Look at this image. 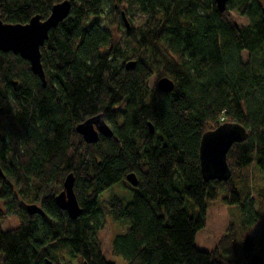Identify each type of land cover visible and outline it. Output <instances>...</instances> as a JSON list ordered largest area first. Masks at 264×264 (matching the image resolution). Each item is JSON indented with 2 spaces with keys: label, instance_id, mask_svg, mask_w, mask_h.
<instances>
[{
  "label": "trees",
  "instance_id": "trees-1",
  "mask_svg": "<svg viewBox=\"0 0 264 264\" xmlns=\"http://www.w3.org/2000/svg\"><path fill=\"white\" fill-rule=\"evenodd\" d=\"M63 1L0 0V19L27 24ZM69 1V17L41 48L46 87L28 61L0 51V264H62L60 243L81 264H116L99 231L101 196L118 183L133 192L131 202L115 195L108 205L126 228L112 241L125 264H264V248L251 237L244 238L246 258H232L239 248L231 229L214 250L196 247L208 202L239 206L245 229L264 223V189L252 198L244 174L253 164L264 170V60L251 61L264 54V2L241 0L238 11L250 23L239 27L229 14L234 0L225 12L215 0ZM137 8L143 25L128 18ZM106 18L121 34L101 25ZM154 76L171 78L175 89L150 88ZM101 113L114 135L87 144L76 127ZM225 122L242 124L249 137L227 155L231 178L206 182L201 139ZM70 173L83 209L76 220L56 202ZM132 173L137 187L127 180ZM29 204L45 216L28 214ZM10 214L21 223L4 231Z\"/></svg>",
  "mask_w": 264,
  "mask_h": 264
},
{
  "label": "water",
  "instance_id": "water-1",
  "mask_svg": "<svg viewBox=\"0 0 264 264\" xmlns=\"http://www.w3.org/2000/svg\"><path fill=\"white\" fill-rule=\"evenodd\" d=\"M215 2L221 12L227 10L229 0H215ZM71 9V1L66 0L54 5L47 18L36 15L27 24H10L0 19V51L20 55L28 61L32 72L41 79L44 87L47 85V80L41 48L48 40L51 30L69 17ZM261 11L264 16V5ZM122 16L126 28L131 30V24L124 11ZM136 65L135 61H130L126 64V68L133 70ZM157 88L163 93H171L175 89V83L171 78L163 77L158 80ZM149 126L151 133H154L153 125L150 123ZM76 131L87 144L97 143L100 136L111 138L114 135L103 113L80 123ZM248 137V130L238 122L222 123L216 129L203 134L199 155L202 175L206 182H225L231 178L232 169L228 164L227 155L235 144L247 141ZM0 176L4 177L1 164ZM127 180L132 187L138 186V178L134 173L129 174ZM74 185L75 176L70 173L64 181L63 190L56 196V202L71 219L76 220L83 214V209L75 193ZM26 210L32 216L37 214L45 216V212L38 204H29Z\"/></svg>",
  "mask_w": 264,
  "mask_h": 264
},
{
  "label": "rangeland",
  "instance_id": "rangeland-1",
  "mask_svg": "<svg viewBox=\"0 0 264 264\" xmlns=\"http://www.w3.org/2000/svg\"><path fill=\"white\" fill-rule=\"evenodd\" d=\"M241 0L233 1V9L229 11V14L232 20L239 26H246L250 23L249 16L242 15L238 11V6L240 5ZM258 2H264L263 0H257ZM110 7L108 5L107 11L110 12ZM229 7V5H228ZM129 19H131L135 25H143L145 22V17L141 8L134 9L131 12ZM109 19H105L101 22L105 28H110L111 32L115 35L121 34V30H118L117 25L112 21H108ZM244 62H248L250 59L249 54L246 51L242 52ZM264 60V54L256 55L251 58V61L255 65L262 64ZM158 77H152L148 85L150 88L157 86ZM0 130L2 128L0 127ZM240 175L238 171L236 175ZM244 174L249 178V188L251 191L252 198H256L258 192L264 189V170L259 168L257 165L253 164L249 169L244 171ZM243 175V174H242ZM119 196L124 199L125 202H131L133 200V192L129 190L123 183H118L108 189L101 196V204L100 208L103 211L102 221L103 227L99 231V239L102 244V249L105 257L115 262L116 264H125V261L122 257L115 256L112 250V241L115 235L125 231V225L116 223L109 215H108V205L109 201L113 196ZM187 207H190L187 205ZM190 210V209H189ZM243 215L242 210L237 205H227L220 198L215 202L207 203V225L205 228L201 229L196 236V247L202 251H212L214 250L218 242L221 238H223L227 233L231 231L237 232V242L239 248V254L234 255L232 258L236 260H242L245 257L243 254L244 250V238L251 237L253 239V243L255 246L260 249L264 248V223L257 222L254 226L250 228H244L242 225ZM21 223L20 216L17 214H10L6 216L1 225L4 231L11 230L17 228ZM60 255V259L62 264H81L79 258L77 256H72L69 249L63 244H58L55 248Z\"/></svg>",
  "mask_w": 264,
  "mask_h": 264
},
{
  "label": "flooded vegetation",
  "instance_id": "flooded-vegetation-1",
  "mask_svg": "<svg viewBox=\"0 0 264 264\" xmlns=\"http://www.w3.org/2000/svg\"><path fill=\"white\" fill-rule=\"evenodd\" d=\"M2 118V117H1ZM4 122H3V119H2V123L0 124V126L3 124ZM41 207V206H40ZM42 208V207H41Z\"/></svg>",
  "mask_w": 264,
  "mask_h": 264
}]
</instances>
